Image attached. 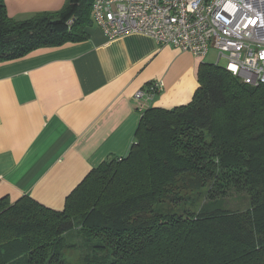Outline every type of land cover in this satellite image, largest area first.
<instances>
[{"label": "trees", "instance_id": "obj_1", "mask_svg": "<svg viewBox=\"0 0 264 264\" xmlns=\"http://www.w3.org/2000/svg\"><path fill=\"white\" fill-rule=\"evenodd\" d=\"M93 3L67 0L58 12L18 20L0 0V60L85 39ZM198 81L192 99L174 108L134 97L136 142L93 169L62 209L1 197L0 264L19 245L27 264H264V84L207 61ZM185 174L204 193L186 197L177 184ZM160 203L187 208L162 212ZM77 228L92 244L84 256L65 254L68 262L60 247Z\"/></svg>", "mask_w": 264, "mask_h": 264}, {"label": "crops", "instance_id": "obj_2", "mask_svg": "<svg viewBox=\"0 0 264 264\" xmlns=\"http://www.w3.org/2000/svg\"><path fill=\"white\" fill-rule=\"evenodd\" d=\"M66 3L5 0L18 20ZM92 19L83 40L0 60V198L28 195L62 209L93 169L125 156L136 142L137 92L162 82L148 103L168 109L194 96L210 53L180 51L144 34L110 38Z\"/></svg>", "mask_w": 264, "mask_h": 264}, {"label": "built area", "instance_id": "obj_3", "mask_svg": "<svg viewBox=\"0 0 264 264\" xmlns=\"http://www.w3.org/2000/svg\"><path fill=\"white\" fill-rule=\"evenodd\" d=\"M93 18L110 38L144 34L202 57L214 50L239 80L264 84V0H94ZM162 90L152 81L136 98Z\"/></svg>", "mask_w": 264, "mask_h": 264}, {"label": "rangeland", "instance_id": "obj_4", "mask_svg": "<svg viewBox=\"0 0 264 264\" xmlns=\"http://www.w3.org/2000/svg\"><path fill=\"white\" fill-rule=\"evenodd\" d=\"M210 54L205 58L207 62H212L214 64H218L220 66H224L225 59L222 58L219 59L218 53L214 50L209 52ZM218 61H220L218 63ZM177 184L179 186V190L182 191L186 197L195 198L196 196H199V194L204 193V188L201 186L202 183L200 179L196 176H191V174H185L182 177H179L177 180ZM240 197H234L231 199V206H235L237 202L239 201ZM205 201L203 195L201 197V204L200 206L196 207L195 209H198L201 207L202 203ZM183 208H187V206H181ZM180 206H173L170 204H157V209L162 212L167 211H173V212H179L178 210L181 208ZM76 231L73 232V234H67L64 237V240L67 242L66 244L61 245V250L64 252L65 259L70 262L69 259H67L65 254H72L74 257H79L86 255L87 246L91 245L92 242H88L83 236H81V233L79 232V229H75ZM18 248L16 250H12L9 254H6V256H3V260L11 259L7 264H27L26 255L24 254L23 247L21 245L17 246ZM2 253H5L2 251ZM79 260H83L78 258ZM6 264V263H5Z\"/></svg>", "mask_w": 264, "mask_h": 264}, {"label": "water", "instance_id": "obj_5", "mask_svg": "<svg viewBox=\"0 0 264 264\" xmlns=\"http://www.w3.org/2000/svg\"><path fill=\"white\" fill-rule=\"evenodd\" d=\"M59 21H61V18H55V19H53L52 20V23H56V22H59ZM11 38H15V36H13V37H11ZM9 39H7V41H8Z\"/></svg>", "mask_w": 264, "mask_h": 264}]
</instances>
